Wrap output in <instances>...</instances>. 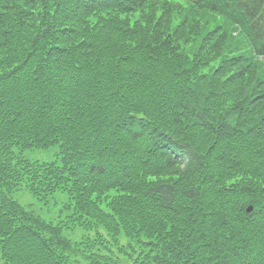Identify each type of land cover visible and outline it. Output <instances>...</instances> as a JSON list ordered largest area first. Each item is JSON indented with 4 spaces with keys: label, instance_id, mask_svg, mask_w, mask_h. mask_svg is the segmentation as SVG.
Wrapping results in <instances>:
<instances>
[{
    "label": "trees",
    "instance_id": "1",
    "mask_svg": "<svg viewBox=\"0 0 264 264\" xmlns=\"http://www.w3.org/2000/svg\"><path fill=\"white\" fill-rule=\"evenodd\" d=\"M82 261L264 264V0H0V264Z\"/></svg>",
    "mask_w": 264,
    "mask_h": 264
},
{
    "label": "rangeland",
    "instance_id": "2",
    "mask_svg": "<svg viewBox=\"0 0 264 264\" xmlns=\"http://www.w3.org/2000/svg\"><path fill=\"white\" fill-rule=\"evenodd\" d=\"M53 152V149L50 150H34V151H30L28 152V154L31 157H38L41 159H46L49 158L51 156V153ZM30 200L34 203V207L36 212L41 213L43 216L47 217V218H54L57 214L56 212V207L58 205H55L54 207H49V208H45V206H42L39 202L33 201L30 197L28 198H23V200L27 201ZM83 233V231L79 228L74 229L73 231H65V234L70 237L72 240H77L80 235ZM79 264H87L85 261L79 262Z\"/></svg>",
    "mask_w": 264,
    "mask_h": 264
},
{
    "label": "water",
    "instance_id": "3",
    "mask_svg": "<svg viewBox=\"0 0 264 264\" xmlns=\"http://www.w3.org/2000/svg\"><path fill=\"white\" fill-rule=\"evenodd\" d=\"M251 209V207H249L247 210L249 211Z\"/></svg>",
    "mask_w": 264,
    "mask_h": 264
}]
</instances>
